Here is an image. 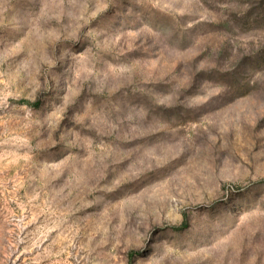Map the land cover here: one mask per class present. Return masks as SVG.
Listing matches in <instances>:
<instances>
[{
	"label": "rangeland",
	"instance_id": "obj_1",
	"mask_svg": "<svg viewBox=\"0 0 264 264\" xmlns=\"http://www.w3.org/2000/svg\"><path fill=\"white\" fill-rule=\"evenodd\" d=\"M0 264H264V0H0Z\"/></svg>",
	"mask_w": 264,
	"mask_h": 264
}]
</instances>
